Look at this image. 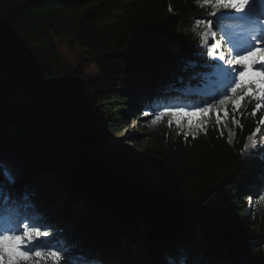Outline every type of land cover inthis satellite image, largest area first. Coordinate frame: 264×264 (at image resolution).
<instances>
[{
	"label": "trees",
	"instance_id": "1",
	"mask_svg": "<svg viewBox=\"0 0 264 264\" xmlns=\"http://www.w3.org/2000/svg\"><path fill=\"white\" fill-rule=\"evenodd\" d=\"M208 11L196 0H0V70L12 74L7 87L0 84V170L21 176V189L35 184L37 174L57 170L98 201L75 215L74 196L55 204L45 222L65 219L67 241L107 247L136 217L149 215L153 250L158 242L187 240L204 254L203 264H216L224 242L227 264H264V194L257 183L264 160L242 154L259 125L260 114H251L255 99L236 114L232 143L214 123L185 138L174 123L169 127L168 116L157 124L139 121L147 145L137 157L112 138L115 122L127 117L120 111L126 96L136 100L134 84L144 77L178 84L179 75L202 64L197 33L204 25L195 32L193 26ZM58 43L82 49L75 64ZM89 64L98 72L93 78L83 73ZM19 82L38 94L34 105L11 99ZM148 90L141 99L164 103L166 95ZM91 148L114 154L115 161L89 154ZM81 156L87 169L68 175ZM235 177L246 180L236 185ZM197 227L207 243L191 239Z\"/></svg>",
	"mask_w": 264,
	"mask_h": 264
},
{
	"label": "snow or ice",
	"instance_id": "2",
	"mask_svg": "<svg viewBox=\"0 0 264 264\" xmlns=\"http://www.w3.org/2000/svg\"><path fill=\"white\" fill-rule=\"evenodd\" d=\"M196 3L198 6H209L208 15L215 18L196 20L193 26L195 32L197 26L204 25V31L197 35L204 46L206 71L196 75L207 85V98L202 99L199 105H164L158 111L144 112L143 115L154 117L152 124L168 116L172 118L168 121L169 127L173 119L177 126H181L186 119L189 128L195 124V127L203 130L198 122L201 117H208L218 105L229 102L239 111L246 97L258 101L253 107V116L257 111H264V0H196ZM253 22L256 27L247 31ZM233 24L239 26V33L233 31ZM209 39L213 41L211 44L208 43ZM257 65L261 70L253 71ZM228 116L225 108L224 117ZM216 119L217 122L221 120L218 110ZM232 119L238 123L235 112ZM259 124L264 125V115ZM187 135L185 133V138ZM254 151H264V147H256ZM0 175L9 184H15L8 171L0 170ZM27 199L23 193L13 199L11 193L4 192V186L0 183V264H71L65 249L50 245L53 232L41 226L42 218L24 210L26 206L21 204V200ZM259 199L264 200V196ZM176 264L179 262L176 261Z\"/></svg>",
	"mask_w": 264,
	"mask_h": 264
},
{
	"label": "rangeland",
	"instance_id": "3",
	"mask_svg": "<svg viewBox=\"0 0 264 264\" xmlns=\"http://www.w3.org/2000/svg\"><path fill=\"white\" fill-rule=\"evenodd\" d=\"M119 11H115L112 15V17H107L105 19H102V22H106L114 17H116L118 15ZM210 40V39H209ZM208 43L210 44V42L208 41ZM58 48L63 52V57H66V59L68 60V62L70 64H75L78 56L80 54V52L82 51V49H80L78 46L74 45L73 47H69L66 44H61L58 43ZM202 48L204 50V46L202 45ZM2 69V68H1ZM4 70V69H3ZM261 70L259 68V66H254L253 71H258ZM83 73L85 74L86 77L88 78H93L95 77L98 72L96 67L93 64H89L87 66H85L83 68ZM12 77V74L9 73L8 71H2L0 70V84L3 86L7 87L8 81L9 79ZM141 84V83H139ZM138 84V85H139ZM138 85H133L131 90H137L136 88L139 87ZM130 91H128L127 93H129ZM130 95V94H129ZM126 106L125 108H122L120 111L124 114V116H127L126 119L123 120H119L117 122H115V130L112 134V138L114 139L115 142H117V145L119 146V148L121 150H123V152L125 153H129L130 155H133L135 157L140 155V151L142 150V148L144 146L147 145V141L144 137L143 132L141 131L140 125L139 123H135L137 121L136 116H132L131 111L134 110L135 108L132 107V105L130 106L131 103H133L135 100H130L131 98L129 96H126ZM38 98V94L33 92L32 90L29 89L28 85L24 84L23 82H19L18 86L12 90V97L11 99L15 102H19V101H24L26 103H29L31 106L35 104L36 100ZM45 105L42 104V107H44ZM134 108V109H133ZM225 108L229 111V116L228 117H224V110ZM160 108L156 107L155 108H151L149 110H141L138 109V112L140 114L143 115L144 112H152L153 110H159ZM217 110L219 111V115L221 117L220 122H217L216 119V115H217ZM236 112V110L234 109L233 105L231 104V102L227 103L226 105L223 106H217V108H214L212 113L209 114L208 117H201L200 120L198 121L201 125L202 128L205 129L207 122L211 121L212 123H216L220 126L221 131L223 133L226 134V136L228 137V139L230 141H233L234 137H235V127L237 125V123L233 122V119L230 115ZM141 117H139V121L143 120V118H146L145 120H149L151 121L154 117L152 116H145L143 115ZM170 119H172L171 117H169ZM173 123L176 125L175 120L173 119ZM180 130V132L182 133H187L190 135L199 133L200 131H202L201 129H198L197 127H195V124L193 125V127L189 128L187 126V120L185 119L184 121H182L181 126H177ZM253 141H255V144H257L258 138L255 135L251 136V139L248 140L247 145L248 148H246V151L244 152V156L245 157H250L251 155H253ZM264 146V137L261 138L260 141V146H255L256 147H262ZM78 153H80V150H77ZM87 152L89 154H95L97 157H99L100 159H102L103 161H105L106 163H110V162H114L115 161V156L114 154H108L107 152H104L103 150H96V149H87ZM82 157V161L80 163H76L74 164L71 168L68 169V175H72V174H76L78 172H82L84 170L87 169V163H86V159ZM14 165H16L18 168L20 167V162H16ZM15 166V167H16ZM65 175V173H59V172H55V173H45L44 174H37V182L33 185L32 189L33 192L36 196L35 200L37 203L40 204V208L37 210H33L31 213H35L38 214L41 218L46 217L48 215V213H50L53 210L54 204L52 202H47L45 196L46 195H51L52 193H55L54 195V201L56 203H60L62 204L66 198H68L70 196V194H72V190L70 186H66L65 184H63L61 181V177ZM67 175V174H66ZM15 180H19L21 179V176L18 177H14ZM54 179L59 181V184H55V182L53 181ZM259 180L264 181V177L263 178H259ZM8 192H11L8 191ZM7 192V193H8ZM77 198L81 201V202H87L88 206H96L98 201H95L93 199H89L87 197H85L83 194L77 195ZM248 200H252L251 196H248ZM85 206V205H84ZM83 205L81 206V203L78 206V209H84ZM41 222V221H40ZM150 222V217L148 215H139L136 218V226L137 229L140 226H145V228L147 229L148 227V223ZM41 226L43 225L44 227H50L48 225H44L43 222H41ZM50 231L53 232V236L49 239V241L51 243H55L57 241V239H59L61 237L62 234V229H51ZM202 235L199 234V232L197 233V239H201ZM118 240H114L113 242H117ZM188 245V244H187ZM185 246V245H184ZM56 247V246H55ZM100 247V246H99ZM59 248V247H58ZM102 248V247H100ZM99 248V249H100ZM181 249V247H180ZM79 248H76V250H73L71 252V254H69V258L71 260V264H78L75 261V258L77 257L76 255H78L79 257L83 258L87 253H81L78 252ZM97 251L91 252L86 260L90 259V258H94V259H99L103 260V263L100 264H111L113 263V260L108 261V260H104V255L100 256L99 253H96ZM113 253V252H112ZM187 254H190V249L188 248V251H186ZM83 256V257H82ZM115 256V255H114ZM113 256V257H114ZM189 255L184 256V258H188ZM81 258H77V261H80ZM82 260H85L84 258ZM151 262V261H150ZM84 264H88L87 261H85ZM150 264H153L152 262Z\"/></svg>",
	"mask_w": 264,
	"mask_h": 264
},
{
	"label": "bare ground",
	"instance_id": "4",
	"mask_svg": "<svg viewBox=\"0 0 264 264\" xmlns=\"http://www.w3.org/2000/svg\"><path fill=\"white\" fill-rule=\"evenodd\" d=\"M253 28H251V30H252ZM176 80H178V84H174V88L175 89H177V88H180V86L182 85V83H183V79H181V78H176ZM161 94V96L162 95H165L163 92L162 93H160ZM158 105H163V103L162 104H158ZM208 124V123H207ZM220 128V127H219ZM204 130V129H203ZM220 130H221V128H220ZM222 132V131H221ZM197 134V133H196ZM193 135H195V134H193ZM263 152V151H262ZM96 251V250H95ZM90 254V253H89ZM99 255H101V254H99ZM115 259V257H110L109 259H107L108 261H111V260H114ZM77 261V260H76ZM151 261V260H150ZM151 263V262H150ZM153 263V262H152ZM154 264V263H153Z\"/></svg>",
	"mask_w": 264,
	"mask_h": 264
}]
</instances>
